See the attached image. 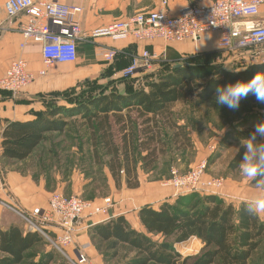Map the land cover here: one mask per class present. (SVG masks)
I'll return each instance as SVG.
<instances>
[{
    "label": "trees",
    "instance_id": "16d2710c",
    "mask_svg": "<svg viewBox=\"0 0 264 264\" xmlns=\"http://www.w3.org/2000/svg\"><path fill=\"white\" fill-rule=\"evenodd\" d=\"M227 55L214 52L194 57L192 61L197 63L202 60L215 63L222 56L223 62L211 64L216 66L211 72L181 66L183 57L171 58L178 63L161 75L143 77L136 74L102 84L111 76L105 73L97 80L84 81L63 92L49 93L48 100L43 98L46 111L36 115V119L5 120L1 158L16 163L27 161L47 141L48 135L64 134L68 127L66 119L81 117L93 133L92 155L96 163H100L101 150L108 157L105 168L113 180L111 187L137 189L140 187L139 165L154 171L159 158L166 154L171 144L177 148L182 145L181 138L188 140L186 128L175 118L173 108L177 103H188L194 98L196 107L209 105L216 108L217 87L249 81L257 72H264V62H250L243 68L234 69L240 58ZM102 62L110 65L109 71L114 68L124 70L132 65L133 58L125 59L119 53L114 61ZM160 65L163 66L161 71L166 67L169 69V65ZM120 85L123 86L121 91ZM93 89H98L99 94L76 105L75 97L91 93ZM60 99L68 102L70 108L60 106L56 102ZM169 131L172 134L168 138ZM243 151V148L239 149L229 165L230 170L238 169ZM93 183L91 180L89 185ZM108 185L111 188L110 182ZM97 192L95 190L88 200L100 198ZM245 205L236 207L218 196L202 197L198 193L172 196L157 207L146 205L139 210L143 231L134 229L125 216L113 217L109 213V218L92 224L88 233L91 241L110 244L111 250L119 246L130 248L136 253V259L127 264H250L264 241V223L260 217L248 213ZM8 211L11 223L0 226V264H54L58 259L70 264L51 244H46L42 235L28 232L21 224L22 220ZM155 237L161 240H155ZM192 238L200 240L203 248L195 257H183L175 245ZM44 244L47 250L32 253ZM29 259L31 263H28Z\"/></svg>",
    "mask_w": 264,
    "mask_h": 264
},
{
    "label": "built area",
    "instance_id": "2783aa9c",
    "mask_svg": "<svg viewBox=\"0 0 264 264\" xmlns=\"http://www.w3.org/2000/svg\"><path fill=\"white\" fill-rule=\"evenodd\" d=\"M263 6L264 0H216L211 5L187 6L172 16L168 10V0H164L161 11L138 14L115 22L97 30L93 36L129 43L151 44L159 40L168 46L188 40L197 43L209 34H218L219 47L223 52L233 56L242 54L243 59L246 54L242 52H247V59H254L261 55L251 51L264 47V26L257 21ZM4 8L8 18L25 17L20 22L23 38L21 49L31 43L42 45V60L49 68L77 61L78 43L83 36L80 7L46 0H7ZM119 53L116 49L101 47L97 56L102 61L112 62ZM166 60V56L145 50L133 58L131 66L122 70V78L134 77L140 70L150 71L155 64ZM46 74L45 70L39 72L40 77ZM35 78L29 70L28 61L19 57L11 62L1 78L0 91L18 96ZM206 168L207 163L203 161L184 175L173 170L172 178L164 186L173 188L175 197L195 192L220 195L224 181H204ZM115 205L112 198L105 199L102 205H96L77 196L56 192L51 195L47 208H37L31 213L9 205L5 207L22 220L28 232L39 233L49 240L70 264H97L80 250L76 249L74 257L69 252L76 248L80 223L85 218H109V212Z\"/></svg>",
    "mask_w": 264,
    "mask_h": 264
},
{
    "label": "rangeland",
    "instance_id": "374dc122",
    "mask_svg": "<svg viewBox=\"0 0 264 264\" xmlns=\"http://www.w3.org/2000/svg\"><path fill=\"white\" fill-rule=\"evenodd\" d=\"M251 52L260 53L261 56L247 59L248 53L242 52L244 55L246 54L244 56L246 58L243 59V55L238 54L240 59L235 63L234 69L243 68L250 62H259L264 59V47H258ZM198 54L200 55L199 52L184 54L183 60L179 64L191 69L211 72L216 67L211 64L223 62L222 59L215 63L205 60L199 63L195 60L192 61ZM225 54L224 57H227L228 55ZM163 63L169 65V69L166 67L161 71L163 66L160 65L161 72L158 75L169 72L176 66L169 63L168 60ZM102 84H106V82L102 81ZM96 94H99L98 89H93L91 93L82 94L79 98L75 97V103L79 105ZM194 100L192 98L188 103L176 104L173 108L179 125L184 126L188 132V140L181 138L182 145L177 148L171 144L166 154L159 158L154 171L142 169L139 165V176L141 175L148 182H159L164 185L172 178L173 170L184 175L197 164L206 161L207 168L203 174V180L222 179L224 181V186L219 191L220 195L213 196H218L226 203H231L236 207L246 204L248 200L261 195V192L255 186V181L242 176L239 168L234 171L230 170L229 165L241 148L240 139L249 136L255 125L264 121V104L258 103L252 95L242 100L237 110L218 105L216 108L209 105L196 107ZM56 102L60 106L70 108L68 107L69 103L63 102L62 99L56 100ZM65 121L68 122V127L64 134L48 135L47 141L19 168L25 173L31 172V179L37 184H41L47 193L59 192L66 196H77L88 200L92 198V195L94 196L95 190H98L97 194L100 198L91 201H103L104 203L105 199L112 198L111 188L108 184L110 182L111 187L113 180L105 168L108 157L101 150L100 163L99 161L96 163L92 155L91 136L93 133L83 118L74 117ZM171 134L169 131L167 137L169 138ZM91 180L94 182L93 185H89ZM195 193L202 197L211 195L206 192ZM173 197H175V190ZM260 219L264 223V215L260 216ZM20 222L24 226L23 222ZM155 240H161V238L155 237ZM91 243L96 251V259H93L99 264H127L136 259V253L126 246H119L116 250H111L110 244H100L95 241H91ZM46 244L51 243L46 239ZM46 244L33 250L32 253L39 254L47 250ZM52 248L54 247L52 246ZM175 248L183 257H195L200 254L203 244L200 240L192 238L183 244L175 245ZM29 254L31 256V252ZM28 263H31V259ZM54 264L68 263L58 259ZM250 264H264V241L259 250L254 253Z\"/></svg>",
    "mask_w": 264,
    "mask_h": 264
},
{
    "label": "crops",
    "instance_id": "0c3cea01",
    "mask_svg": "<svg viewBox=\"0 0 264 264\" xmlns=\"http://www.w3.org/2000/svg\"><path fill=\"white\" fill-rule=\"evenodd\" d=\"M6 1L0 0V80L10 67L11 62L19 57H23L28 61L29 70L36 78L18 96H9L7 93L0 91V226H7L11 223L9 209L5 205L31 213L37 208H47L52 195L47 193L41 184H37L31 179V172L25 173L20 170L19 167L24 162H10L1 158L2 133L5 120L30 121L36 119V115L46 111L43 98L47 99L49 93L63 92L78 86L84 81L97 80L105 73L111 75L104 80L106 83L108 80L122 78V70L114 68L113 71H109L110 65L103 63L98 58V50L101 47L116 49L120 52L121 57L125 59L134 58L148 50L162 57L166 56V59L172 65H176L178 62L171 58H180L189 52L203 54L217 52L223 56L225 53L219 47L218 34H209L197 43L188 40L168 46L159 40L151 44L137 43L134 45L131 42L114 41L106 37L93 36V33L97 30L106 28L115 22L127 20L138 14L161 11L164 0H46L80 7L82 13L79 20L83 28L82 40L78 43L77 61L49 68L42 60V45L31 43L25 49H21L23 38L20 33V22L24 21L25 17L8 18L4 8ZM215 1L168 0V10L172 16H176L180 10L187 6L211 5ZM257 21L264 26V6ZM261 61L264 62V60ZM160 64H155L150 71L140 70L137 75L143 77L147 74L158 75ZM44 70L47 74L40 77L39 72ZM118 88L120 91L123 90L122 85ZM173 195L174 190L171 187H165L159 182H148L140 175V187L137 189H126L124 187L116 189L112 185L111 197L116 202V206L110 211V214L113 217L125 216L134 229L143 231L138 217L139 210L146 205L157 207L160 203L169 201ZM96 203L101 205L103 201ZM104 219L103 217L85 218L80 223L76 248L69 252L71 256H75L77 249L96 259V251L91 243L88 230L92 224Z\"/></svg>",
    "mask_w": 264,
    "mask_h": 264
},
{
    "label": "clouds",
    "instance_id": "9594fccd",
    "mask_svg": "<svg viewBox=\"0 0 264 264\" xmlns=\"http://www.w3.org/2000/svg\"><path fill=\"white\" fill-rule=\"evenodd\" d=\"M249 95L264 104V72H257L249 81L217 87L214 102L218 106L237 110L241 101ZM240 147L244 150L238 165L240 174L255 181V186L261 192V195L248 200L245 207L248 213L260 217L264 215V121L258 122L249 136L240 139Z\"/></svg>",
    "mask_w": 264,
    "mask_h": 264
}]
</instances>
